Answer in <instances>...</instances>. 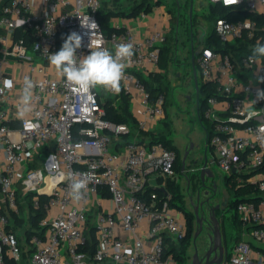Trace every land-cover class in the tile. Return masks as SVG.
I'll use <instances>...</instances> for the list:
<instances>
[{"label":"built area","instance_id":"obj_1","mask_svg":"<svg viewBox=\"0 0 264 264\" xmlns=\"http://www.w3.org/2000/svg\"><path fill=\"white\" fill-rule=\"evenodd\" d=\"M2 1L0 264H20L22 246L11 228L9 213L19 214V197L27 193L32 194L33 207L44 211L38 221L40 233L27 242L31 264H177L165 252V237L183 238L186 223L182 211L170 205L172 195L164 191L166 182L177 178L176 152L160 141H139L141 131L153 130L164 119L166 96L159 93L152 98L135 74L147 76L159 70L160 45L168 27L154 16L141 32L122 18L128 16L118 15L110 19L112 30L105 33L97 12L108 0ZM209 1L223 6L244 3L249 12L262 16L260 31L264 33V0ZM38 4L43 13L35 11ZM148 14L139 11L137 16L141 19ZM87 15L98 25L93 45L113 52L121 43L134 46L120 92L130 102L134 128L107 119L96 90L76 91L49 63L48 56L59 51L73 31L83 36L77 56L90 54V34L80 27L77 17ZM19 27L33 37L30 46L23 37H14ZM213 27L224 45L243 38H255V45L260 39L255 19L217 17ZM249 56L236 61L229 52L201 46L196 64L199 78L214 83L217 90L207 98L203 113L212 130L211 163L226 176L260 190L257 202L239 200L235 210L244 225H258L251 228L250 236L264 242V100L254 105L252 110L258 115L251 120L246 118L249 109L244 103L256 99L257 89L264 90V83L257 79L264 75L258 69L264 62L250 63ZM25 77L35 87L32 111L21 120L17 111ZM5 80L12 81L11 88L4 87ZM132 132L136 137L123 143L121 137ZM69 173L88 178V189L79 202L69 195ZM151 178L158 179L156 187L162 185L164 194L151 191L145 199L142 195ZM41 196L46 198L43 203ZM90 226L95 233L92 250L88 246ZM223 264H264V253H255L250 241L242 239L232 246Z\"/></svg>","mask_w":264,"mask_h":264},{"label":"rangeland","instance_id":"obj_2","mask_svg":"<svg viewBox=\"0 0 264 264\" xmlns=\"http://www.w3.org/2000/svg\"><path fill=\"white\" fill-rule=\"evenodd\" d=\"M111 3L112 2H108L105 8L128 10L132 6L131 2L128 0H120L119 3L115 5ZM155 3H162L168 14L174 17L173 21L170 20L168 41L165 44L168 61L166 63L165 76H162V78L168 88L164 105V109L167 111L166 121L169 126L167 140L168 144L177 151V170L182 167V159L186 149H188L190 141L194 144V149L192 151L193 157H200V162L202 163L204 150L206 149L209 165L211 168L217 170V167L211 163L212 158L207 148V128L209 124L207 121H202L199 118L197 111L196 87L191 65V48L194 47L196 50L206 44L207 37L210 35L214 26L215 15L209 4V0H151V4L154 5ZM178 73H180V75L177 77ZM197 77V84L199 85L200 78L198 71ZM96 90L100 94L102 100L111 99L112 101H117V99L108 92L102 89ZM163 125H165V123ZM163 125L158 129H161ZM187 168V160L185 159L184 174L186 175L189 173ZM220 185L223 190L229 191V196L227 199H223L217 195L214 199L215 204L219 207L216 216L223 220L219 229L223 230L226 227L227 230L231 232L233 229L230 228V225L232 226L234 224L236 202L242 196H246L247 192L242 182L239 183L234 178H228L226 175L223 176V181ZM184 187L185 183L181 180V183L179 182L178 184V189L180 196L182 195V197L185 198L181 203V207L184 210L185 215L183 216L185 218V223H187L188 233L185 239V245L179 249L181 262L176 263L193 264V241L195 233L199 231V227L197 217L195 216V202L193 205H190V203L186 201ZM21 208L23 218L20 223L15 225V229L24 247L26 243L25 239L28 235V228L30 227V218L28 216V208L23 201H21ZM198 215L200 216L201 213H198ZM206 218L208 217L206 216ZM225 218L226 222L228 220L227 225ZM204 232L205 224L195 238L199 255L202 252L201 247L203 246H200V244L204 239ZM232 240L233 237L231 238V242L229 240L228 244H232ZM24 260V264H26L28 257L25 253Z\"/></svg>","mask_w":264,"mask_h":264},{"label":"trees","instance_id":"obj_3","mask_svg":"<svg viewBox=\"0 0 264 264\" xmlns=\"http://www.w3.org/2000/svg\"><path fill=\"white\" fill-rule=\"evenodd\" d=\"M120 0H108L105 1L103 3V5L101 6L100 10L97 12V19L100 22V24L102 25V28L104 30L105 33H108L112 30V27L110 25V18L111 16H117V15H127V16H134L135 14H137L139 12V10H144V11H149L153 4H151V0H128L131 2L132 4V8H129V10L124 11V9H108L105 8L106 4L108 2H112V5L118 4ZM155 4H159V3H155ZM154 4V5H155ZM209 4L212 8V11L215 15L216 19L217 17H223L226 18L228 20H232V21H236L238 19H246V18H250V19H255L256 20V24L259 28H257L256 30V35L257 37H259V42L264 43V33L262 31H260V27L263 24V18L261 15H256L254 13L249 12L246 8L244 3L236 5V6H223L220 3H213L209 1ZM173 18H171V21H173ZM215 21V20H214ZM1 34V31H0ZM14 37L19 38V37H23L24 39H26L27 44L30 46L31 42H32V36L29 35L27 32H25L21 27L17 28L14 31ZM62 34L61 36H59V41L62 39ZM168 41V34L166 37V40L160 45V51H159V69H161V71L166 70V63L168 61V56H167V48L165 46V44ZM255 43V38L254 39H248V38H243L241 40H238L237 44H230V45H224L220 42L219 38L216 36L215 31H214V27L212 28V31L210 33V35L207 37L206 40V44H204L203 46H208L211 47L213 50L216 51H222V52H229L232 54L233 58H235L236 61H240V59L243 56H247V55H251V50H252V45H254ZM1 47V45H0ZM196 56H194V64H195V68L197 69V64H196ZM198 70V69H197ZM156 72L153 75H147L144 76L142 75L140 72H136L135 74L138 76V78L140 79L141 82L144 83L147 91L150 93L151 97L154 98L156 97L157 94L159 93H163L167 94V85L165 83V81L163 80L162 76L164 77V73L162 72ZM96 90V89H94ZM97 91V90H96ZM217 93L216 90V85L214 83H209V82H203L200 79L199 85L197 84V100H198V115L199 118L203 121H207L204 117H203V113L204 110L207 107V98L210 95H214ZM115 99H117V101H112L111 99H106V100H102L100 94L97 92V96L98 99L100 101H102V103L104 104V108H105V116L107 119H109L112 122L115 123H127L130 127H135L136 123L135 120L131 114L130 111V102L128 101L126 95L120 93L119 95H112ZM167 115L164 117V119L162 120V123L165 125H163V127L161 129H158L156 131H150L149 133L140 132V135L149 137L150 139V143L152 142H157L160 141L162 142L167 148H171L173 150H175V148H173L172 146H170L168 144V140H167V135L169 133V126L168 123L166 121ZM208 123V122H207ZM212 130H210L209 126L207 128V148L208 150L212 151L213 154V149L209 144L210 141V136H211ZM134 137H136L135 133H129L126 135H123L121 137L122 142H128L131 141ZM139 141H141V139L139 138ZM43 152H46V147L43 149ZM176 152V160H175V170L177 169V151ZM262 171H264V166L261 168ZM230 178V177H228ZM166 188L167 190L171 193L172 198L170 201V205L176 207L177 209L181 210L184 214V210L181 207V203L182 201V195L180 196L179 194V189H178V185L176 183V181L173 180H168L166 182ZM244 188L246 193V196H242L241 198H239L237 200V202L239 200H253L255 202L258 201V196H260L259 192L260 190L258 188H255L253 185L251 184H244ZM151 191H155L157 192L159 195L164 194V192L162 191V189L158 188V187H150L147 186L145 188L144 191V195H142L145 199H148V194ZM32 194L31 193H27L24 194L23 196L19 197L18 200V208H19V214H15L13 212L9 213V217L12 221V226L11 228L13 229V231L16 233L17 235V230L15 229V225H17V223L21 222V219L23 218L22 215V208H21V201H23L27 208H28V212H29V218H30V227L28 228V235L25 239V242L27 243L30 239V237L33 234H39V226H38V221L40 220V218H42V216L44 215V211L42 208H34L32 205V198H31ZM176 198V200H175ZM45 197L41 196L40 197V202L43 203L45 201ZM236 202V205H237ZM236 205H235V209H236ZM185 215V214H184ZM234 225H235V230H236V234L232 235L231 233L228 232L227 228L225 227V229H223V235L225 238V245L228 244L229 240L231 242V238L233 237L232 240V245L228 244L229 248H228V256L230 254V250L232 248V246L238 242L241 239V235L240 232L242 230V221L239 219L237 211L235 210L234 213ZM186 225V234L183 238L178 239V240H174L171 237H165V243L166 248H165V252L169 253L173 256V258L175 259L176 262H181L180 259V253H179V249L182 248L183 245H185L186 243V237H187V233H188V228H187V223ZM94 228L92 226H90L89 231H88V246L89 249L92 250L94 248V244H95V236H94ZM17 238L19 240V236L17 235ZM20 243V240H19ZM231 246V247H230ZM30 251V250H29ZM27 251V252H29Z\"/></svg>","mask_w":264,"mask_h":264},{"label":"clouds","instance_id":"obj_4","mask_svg":"<svg viewBox=\"0 0 264 264\" xmlns=\"http://www.w3.org/2000/svg\"><path fill=\"white\" fill-rule=\"evenodd\" d=\"M239 3L240 0H237ZM80 18V27L88 30L90 34V54L77 56V50L82 47L83 36L73 31L63 41L59 51L48 56L50 65L57 75L63 78L67 85L78 92L90 93L93 89H102L105 92L119 94L121 82L125 77V70L130 67L134 55V46L131 43H121L115 46V50L102 47L100 44L93 45L92 37L96 35L98 25L90 20L89 16H77ZM248 61L253 64L264 62V43L257 41L251 50ZM264 70V67H258ZM258 82L264 83V75L258 76ZM5 88L12 87V81H4ZM35 84L32 79L25 77L23 81L17 118L23 120L32 111V101ZM3 91V89H0ZM264 100V90L257 89L256 99L246 101V118L253 119L258 112L252 110L258 101ZM243 103V104H244ZM69 195L74 202L81 201L88 189L87 176L81 177L77 173H69Z\"/></svg>","mask_w":264,"mask_h":264},{"label":"flooded vegetation","instance_id":"obj_5","mask_svg":"<svg viewBox=\"0 0 264 264\" xmlns=\"http://www.w3.org/2000/svg\"><path fill=\"white\" fill-rule=\"evenodd\" d=\"M199 48L196 50L194 47L191 48L193 52L198 51ZM192 52V51H191ZM179 75V73H178ZM194 144L190 141L188 149H186L187 156V165L189 170V173L186 176V189H185V196H186V201L190 203V205L195 204V208L197 207L198 212L201 213V217L203 219V225L207 224L205 222L211 221V218H206V216L210 217L211 214L218 211V205L215 204V197L218 195L219 197H222L223 199H227L229 196V191H225L222 189L220 183L223 181V176H225L224 173L219 171L218 169H213L214 175L212 177H207V173L203 172L204 179L202 181L201 179V171H202V163L200 162L201 159L200 157L194 158L193 157V146ZM205 154V150H204ZM203 154V156H204ZM207 154V150H206ZM184 197H182V201H184ZM222 199V200H223ZM222 203V202H221ZM223 205V203H222ZM224 206V205H223ZM222 206V207H223ZM194 208V209H195ZM222 209V208H221ZM204 210V211H203ZM184 215V214H183ZM206 215V216H205ZM218 220H220L219 217H217ZM185 219V218H184ZM206 226V225H205ZM217 254L215 255L216 258L218 259L219 257V251H216ZM201 257V262H203L207 258L206 251L202 250L201 254L199 255ZM212 254H210L209 257H211ZM225 254L223 255V259L225 260Z\"/></svg>","mask_w":264,"mask_h":264},{"label":"crops","instance_id":"obj_6","mask_svg":"<svg viewBox=\"0 0 264 264\" xmlns=\"http://www.w3.org/2000/svg\"><path fill=\"white\" fill-rule=\"evenodd\" d=\"M124 1V0H123ZM3 5V1L0 3V7ZM156 6H154L153 5V8H151L149 11H145V12H149V13H151V14H148V16L147 17H144V18H141V19H139V16H137V14H135L134 16H128V17H122V16H127V15H125V14H123V15H119L120 17H122V18H124V19H128V21H129V23L131 24V26H133V27H136V28H138L141 32H143L145 29H146V27L148 26V24H150V21H151V19L154 17V16H156V17H159L160 18V20L161 21H163L164 23H165V25L168 27V30H169V24H170V20H171V16L168 14V12L166 11V9H165V7H164V5L162 4V3H160V4H155ZM130 8H132V7H130ZM34 9H35V11H38V12H42V7H40V5L38 4V5H36L35 7H34ZM129 10V9H128ZM124 11H126L127 12V10H125L124 9ZM139 11H144V10H139ZM43 13V12H42ZM112 17H114V16H111V18ZM117 17H118V15H117ZM110 18V19H111ZM0 31H1V34H5V30H3V29H0ZM168 33H169V31H168ZM0 34V35H1ZM191 65H192V63H191ZM193 68V67H192ZM198 69V68H197ZM196 69V72L198 71ZM161 71V69H159L157 72H160ZM163 71V70H162ZM161 71V72H162ZM165 71L166 70H164L163 71V73H165ZM199 73V72H198ZM165 75V74H164ZM179 75H180V73H179ZM178 74H177V77L179 76ZM198 78V77H197ZM196 87V86H195ZM195 94H196V102H197V105H198V100H197V88H196V92H195ZM197 111H198V107H197ZM167 115V111L165 110V116ZM204 117V116H203ZM207 120V119H206ZM207 122H208V124H209V128H210V130H211V124H210V122L207 120ZM161 125H163V123H162V120H159L158 121V123L155 125V127H154V129L153 130H150V131H156ZM150 131H147L146 133H149ZM206 131V130H205ZM140 139L142 140V141H150L149 139V137H147V136H143V135H141L140 136ZM209 153H210V155H211V157H212V151L210 150L209 151ZM184 170H185V168L184 169H182V167H181V169H179V170H177L176 169V172H177V178H176V183H177V185L179 184V182L181 183V180H183L184 181V183H185V187H184V192H185V189H186V176H185V174H184ZM158 184H160V182L158 181V179L157 178H151L150 180H149V186H151V187H156ZM158 188H162V190L164 189V187H162V185L160 186V187H158ZM165 190H167L166 189V186H165V189H164V191ZM168 191V190H167ZM169 192V191H168ZM170 193V192H169ZM171 194V193H170ZM172 207H174V206H172ZM176 208V207H175ZM225 222H226V218H225ZM227 222H228V220H227ZM227 222H226V225H227ZM230 228L231 229H233V231H228L229 233H231V234H233V235H235L236 234V230H235V225L233 224L232 226L230 225ZM251 228L252 227H250V225H244L243 223H242V230H241V232H240V235H241V239L240 240H242V239H245V240H247V241H250V243H251V245H252V248H253V251L256 253V252H260V253H264V242H257V241H255V240H253L252 238H251V236H250V230H251ZM221 232H222V239H223V244L225 245V238H224V235H223V231L221 230ZM21 243V242H20ZM232 245V244H231ZM21 246H22V255H21V260H20V264H24L25 263V260H24V253H25V255H27V257H28V261H26V264H31L30 263V251H29V249H28V247H27V243H25L24 244V247H23V244H21ZM226 246V248H227V250H228V248H229V246H228V244H226L225 245ZM231 247V246H230ZM230 249V248H229ZM25 250V251H24ZM27 251H29V252H27Z\"/></svg>","mask_w":264,"mask_h":264},{"label":"water","instance_id":"obj_7","mask_svg":"<svg viewBox=\"0 0 264 264\" xmlns=\"http://www.w3.org/2000/svg\"><path fill=\"white\" fill-rule=\"evenodd\" d=\"M198 54V51L193 52L192 50V56H191V63H192V67H193V77H194V82H195V86L197 88V83H198V78H197V72H196V68H195V64H194V56ZM187 156V152L184 153L183 159H182V169L185 168V159ZM203 172L207 173V177H212L214 175L213 169L211 168V166L209 165V161H208V157L206 154V149H205V154L203 156V163H202V171H201V179L203 181L204 179V175ZM236 170L233 169L232 170V174L235 173ZM162 189V188H161ZM198 208H195V216L197 217V222H198V227H199V231H201L202 227H203V219H202V215H198ZM204 211V210H203ZM211 218L212 219V223L211 221H207L205 223V232H204V239L201 242L200 246L202 245L203 247H201V250L206 251L207 254V258L201 262V257L198 254V247L197 244L195 242V238L197 236L198 233L196 232L194 235V241H193V245H194V259H193V264H223L224 259H223V255L225 254V257L228 253V250L226 248V246L223 244V239H222V232L221 229H219V226L221 225V223H223V220H218L215 212L213 214H211V216H208V219ZM258 226L257 224H253L250 225V227H255ZM219 251V257L218 259L216 258V251ZM210 254H212L211 257Z\"/></svg>","mask_w":264,"mask_h":264}]
</instances>
